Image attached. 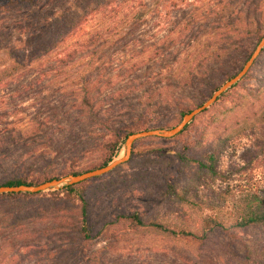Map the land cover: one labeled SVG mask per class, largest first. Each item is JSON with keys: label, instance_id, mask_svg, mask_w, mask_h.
I'll use <instances>...</instances> for the list:
<instances>
[{"label": "rangeland", "instance_id": "1", "mask_svg": "<svg viewBox=\"0 0 264 264\" xmlns=\"http://www.w3.org/2000/svg\"><path fill=\"white\" fill-rule=\"evenodd\" d=\"M73 1L40 0L50 8L47 15ZM124 5L128 9L134 6L137 14L124 16V12L107 9L104 14L95 15L82 36L78 39L69 36L66 42L67 50L72 51L77 49V42L101 32L97 42L105 39L107 43L93 45L96 55L92 60L98 55L100 62L110 57L115 59L117 68L109 72L99 66L96 69L95 61L92 66L86 62L89 57H83L74 67H64L63 62L57 61L59 48H55L41 62L30 63L32 68L27 75L0 85V180L20 172L16 164L19 160L23 171L32 176L43 168L59 172L61 169L57 167L64 155L57 151L61 150L67 129L81 137H72L64 146L88 142L82 137L84 123H69L60 118L65 111H69V119L73 117L69 101L59 87L64 74L75 77L74 80L83 76L96 81L136 62L137 68L128 76L130 80L120 83L123 91L131 89L129 93L124 91L120 100L129 101L134 109L123 103L121 108L115 104L114 111L103 112V118L114 122L124 114L120 118L125 121L147 109L146 120L150 125L168 128L178 122L181 110L205 100L216 86L236 73L264 34V0H126ZM210 9L218 18H211L213 13L207 12ZM121 14L125 20L130 17L128 26L135 17H140L134 30L126 28L111 35ZM44 15L43 18L48 17ZM125 20H120V24ZM10 24L0 28V63L10 46L26 49L33 44L31 37H20L16 31L8 36L14 29ZM106 26L110 30L106 31ZM109 42L113 44L109 46ZM80 50L77 54H81ZM154 50L160 54H153ZM157 67L161 69L159 74L154 72ZM150 73L152 77L147 80L145 77ZM179 80L183 81L177 84ZM263 81L264 48L227 95L196 115L182 132L171 138L150 136L136 141L125 163L83 182L91 203L89 219L95 226L92 247L96 251L91 264H245L233 255H242L244 251L264 262V223L244 229L235 227L250 208L253 195L263 196L264 204V116L260 117L264 115ZM116 85L102 87L106 88L103 94L112 93ZM145 89L151 93L162 89V100H156L152 107L134 103ZM54 113H58L55 120L48 119L38 130L29 128V117L51 118ZM116 125L117 122L110 128ZM124 138L118 143L114 157L120 154ZM41 150L43 154H39ZM208 151L216 154L217 176L195 164L183 165L175 155L183 152L186 156L200 157ZM102 156L96 149L86 160L97 164ZM167 185L177 190L180 200L163 193ZM54 196L44 193L26 202L0 203V220L49 206L64 209L67 203L52 199ZM261 210L262 206L256 208L257 212ZM132 211L146 219L189 230L192 236L170 240L144 232L133 233L122 224L116 227L118 239L114 243L107 239V232L95 233L103 222L107 223L104 228H112L115 214ZM213 218L225 226L224 230L205 232L201 238L209 226L207 220ZM28 225L33 229L30 228L31 235L38 234L36 241L41 245L28 244L17 249L23 241L14 234L1 233L0 264H67L69 251L60 249L55 238L42 239L46 237L40 232L47 222L34 219ZM101 240L107 242L104 248ZM47 242L51 246L46 248ZM52 247L58 251H51Z\"/></svg>", "mask_w": 264, "mask_h": 264}, {"label": "trees", "instance_id": "2", "mask_svg": "<svg viewBox=\"0 0 264 264\" xmlns=\"http://www.w3.org/2000/svg\"><path fill=\"white\" fill-rule=\"evenodd\" d=\"M125 1L126 0H74L70 3L66 2L63 8H59L58 11L51 12L49 15H47L50 8L48 7L47 9L46 6L48 4L42 3L40 0H0V28L6 27L7 23H12L10 25L14 26V29L12 28L13 30L9 31L8 36H11L12 31H16L20 37L28 36L33 39V44L30 46V48L23 49L13 47L12 45L10 46V49L7 48L9 50L5 49L6 51L4 52L0 63V85H4L7 82H13L27 75L32 68L30 63L37 61L41 62L45 55L55 48H59V50L56 52L58 55L57 61L59 64L63 62L64 67H74L76 63L83 60V57H89V60L86 62L89 61V66H92V64L96 62V69L99 66L109 72L117 68L113 63L115 59L111 60L110 57H107L106 60H102L100 62V55H98L96 56L95 60H92L93 55H96L93 45L95 44L96 46H102L104 43H107L105 39L100 43L97 42L101 32H94L84 41L77 42V49L73 48L72 51L67 50L68 46L66 42L68 41L69 36H75L76 39L82 36L85 27H87L95 15H102L107 9L114 13L124 12V16L129 15L134 17V15L137 14V10L134 9V6L128 9V7L124 5ZM198 12L199 10L196 9V13ZM207 12L208 14L213 13L212 9L208 10ZM207 12L203 14H207ZM43 14H45L44 16L48 17L43 18ZM119 16L120 17L116 23V26H113L115 31H113L111 35L120 34V32L126 28L134 30L140 17L139 15L135 17L134 22H131L128 26L130 17L125 20L126 18L122 14ZM211 18L216 19L218 16L213 13ZM120 20L125 21L120 24ZM104 29L106 31L110 30L109 26H106ZM108 44L111 46L113 42H109ZM120 45L124 46V43H121ZM79 48L82 49L80 50L81 54H77ZM63 51L66 52L61 55ZM132 53L133 52L130 54ZM153 54H160V52L159 50H154ZM216 56L217 54L215 57ZM119 65L120 64H118V66ZM60 68L61 66L59 67L58 72L60 71ZM136 68L137 63L132 62L131 64H128L125 69H121L114 75H107L106 78L101 76L100 79L96 81L91 80L89 77L83 78V76L74 80L75 77H70L66 72H64L66 74H64V77H62L59 87L62 95L66 96L69 101V107L73 112V117L69 119V111H65L60 113V118L62 120L69 121V123H84L86 126L84 130H82V137L88 139V142L86 144L81 143L79 145L72 144L69 147L64 146L68 141H72V137H76V139L81 137L80 134L74 133L67 129L66 132L68 134L66 135L61 150L57 151V153L60 152V154L64 155V157L59 161V167H57L61 169L59 172L56 173V171H54L55 169L48 170L43 168L37 172V175L32 176V174H28L23 171V164L19 160L16 164L19 166L18 170L20 172L11 177L0 180V186L36 184L66 174H77L91 170L109 162L116 155V152L119 148L117 147L118 143L121 142L126 135L139 130L164 127L163 125H150L148 123L146 120V116H148L147 109L141 112L138 111L135 116L127 117L128 121H124L122 118H120V116L124 114L117 116L116 118L118 119L114 120V122H112V120L108 117L103 118V112L114 111L115 104L119 105L118 107L121 108L123 107L121 103H123L126 108L130 110L134 109L133 105L129 101H125L123 99L120 100L124 95V91L127 93L131 91V89H124L123 91L120 83L130 80L128 79V76L129 74H132ZM160 70L161 69L157 67L155 68L154 72L157 71L159 74ZM154 72L151 73L154 74ZM151 73L146 75L145 78L147 80L152 77ZM188 73L186 74L185 82L189 76ZM232 75H229V77L226 79L230 78ZM180 81L181 80H179L177 84H179ZM142 83L143 82H139L138 84L141 85ZM113 84H117V88L112 89V93L103 94V91L106 88L102 89V87H109ZM234 84L232 86H234ZM232 86L222 92L214 102H216L221 97H225ZM217 87L218 86H216V88ZM261 87L263 88L262 93H264V81L262 82ZM161 95L162 89L156 90L153 93L145 89L139 95L140 98L138 97L134 103H137L138 105L144 104V106L152 107L153 104L157 103L156 100H162ZM164 95L165 92L163 96ZM255 99H258L257 95H255ZM203 101L198 102L194 107L200 105ZM103 105L108 106L103 107ZM193 108H187L183 111L181 110V113H179V120L184 113L189 112ZM207 109L208 107L201 112L206 111ZM57 115L58 113H54L51 118L48 116L39 118L38 116L33 115L27 119V121L30 122L29 128L32 131L38 130L48 119L55 120ZM263 116L264 115L260 114V117ZM115 122H117V125L111 129L110 125ZM189 123L190 122L184 126L181 132L189 125ZM101 130H104V132L101 133ZM107 132L108 135L105 136ZM96 146L98 147L95 148ZM46 148H48L47 145ZM96 149L103 153L100 162L97 164L87 162L86 157ZM39 154H43V150H41ZM175 155L178 161H180L183 165L195 164L198 169L210 174L211 176H217L215 167L216 154L214 151H208L200 157L186 156L183 152L175 153ZM84 181L72 185L62 186L57 190L48 192L1 193L0 203H17L20 201L26 202L32 197L40 196L44 193H53L55 196L52 199L62 200L63 202L65 201L67 206L64 207V209L56 206H49L48 209L45 207L39 211L35 210L26 212L24 214H15V216H12L6 221L2 219L0 220V236L1 233L5 232L16 235L17 238H19L17 240L23 241L21 242L20 246L16 247L17 249L28 244L41 245L39 241H36V239L39 237L38 234L31 235V230L33 229L30 227V230L28 222L34 221V219L44 220L47 222V225L46 228L44 227L41 230L40 234L46 238L42 239H47L48 241L49 239L55 238V241L58 240L60 243L59 248H65L69 251L68 253L70 254V260L67 262V264H91L95 259L94 252L96 251V249L92 247V244L95 241L93 234L95 226L89 219L91 203L86 197L85 188L83 186ZM163 193L166 196L180 200L177 190H175L172 185H167ZM262 198L263 196H252V204L246 213L240 217L239 221L235 223L236 228L244 229L245 227L251 226L255 223H264V210L259 212L256 211V208L260 206L264 208ZM46 215H49L48 218H46ZM112 221V228H104L107 223L103 222L99 226V230L95 231L96 234L100 231H102V233L107 232V239H110L112 243L116 242L118 239L116 227L120 224H122L126 230L128 229L133 233L144 232L158 235L170 240H178L184 237L192 236V233L189 230L184 228H173L167 223L153 219H146L135 211L129 213H117L114 215ZM207 222L209 223V226L206 230H204L203 233H201V238H203L205 232L223 231L225 228V226L222 225L220 221H217L214 218L208 219ZM106 244L107 242H104L102 247L104 248ZM48 246L50 247L51 243L47 242L45 247L47 248ZM51 251L58 250H55L52 247ZM233 255L236 260L242 261L245 264H264L262 259L256 260L250 253H248V251H244L242 255L234 253Z\"/></svg>", "mask_w": 264, "mask_h": 264}, {"label": "water", "instance_id": "3", "mask_svg": "<svg viewBox=\"0 0 264 264\" xmlns=\"http://www.w3.org/2000/svg\"><path fill=\"white\" fill-rule=\"evenodd\" d=\"M264 46V34L258 40L257 44L253 48L252 52L249 54L248 58L244 61L242 66L234 73L230 78L226 79L219 87H217L206 100H204L200 105L194 107L189 112L184 113L180 120L173 126L168 128H151L146 130H139L132 132L125 136L120 154L113 159H111L106 164L93 168L88 171L80 172L77 174H66L59 176L57 178H51L36 184H18L14 186H0L1 193H36L49 190H56L62 186L72 185L82 182L87 179H91L100 175H103L115 167L125 163L131 154L132 145L135 141L145 138V137H159V138H171L181 132L184 126L192 120L199 112L209 107L216 98L224 92L227 88L232 86L235 82L241 79L249 70L253 61L259 55L261 49Z\"/></svg>", "mask_w": 264, "mask_h": 264}]
</instances>
